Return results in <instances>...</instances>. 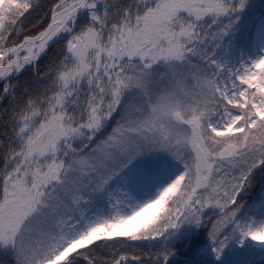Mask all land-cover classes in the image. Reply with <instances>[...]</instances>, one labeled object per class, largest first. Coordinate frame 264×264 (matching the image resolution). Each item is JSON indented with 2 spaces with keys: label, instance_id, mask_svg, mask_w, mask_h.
<instances>
[{
  "label": "snow or ice",
  "instance_id": "6c2138e0",
  "mask_svg": "<svg viewBox=\"0 0 264 264\" xmlns=\"http://www.w3.org/2000/svg\"><path fill=\"white\" fill-rule=\"evenodd\" d=\"M0 264H264V0H0Z\"/></svg>",
  "mask_w": 264,
  "mask_h": 264
}]
</instances>
